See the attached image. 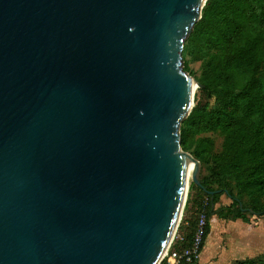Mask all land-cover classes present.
Wrapping results in <instances>:
<instances>
[{"label":"water","instance_id":"1","mask_svg":"<svg viewBox=\"0 0 264 264\" xmlns=\"http://www.w3.org/2000/svg\"><path fill=\"white\" fill-rule=\"evenodd\" d=\"M206 1L0 0V264L162 262Z\"/></svg>","mask_w":264,"mask_h":264},{"label":"trees","instance_id":"2","mask_svg":"<svg viewBox=\"0 0 264 264\" xmlns=\"http://www.w3.org/2000/svg\"><path fill=\"white\" fill-rule=\"evenodd\" d=\"M189 45L208 57V77L199 84L207 98H214V105L210 107L207 101L195 104L180 124V148L187 153L189 137L200 128L224 138L220 172L212 179H200V188L192 183L189 186L190 192L200 195L197 212L206 200L208 223L213 217L247 223L246 213L264 217V0H207L185 41L182 57ZM198 149L192 156L201 161L204 146ZM234 188L238 190L236 196ZM243 195L252 201L250 210L240 203ZM223 196L231 204L215 209ZM195 224L191 218L179 225L181 235L171 251L181 253L189 248ZM209 234L208 224L205 240ZM257 259L236 264H256ZM196 263L193 260L189 264Z\"/></svg>","mask_w":264,"mask_h":264},{"label":"rangeland","instance_id":"3","mask_svg":"<svg viewBox=\"0 0 264 264\" xmlns=\"http://www.w3.org/2000/svg\"><path fill=\"white\" fill-rule=\"evenodd\" d=\"M200 18H201V15H200ZM181 59H182L181 67L183 71L186 72L199 85V87L198 86L195 87V90L193 93L192 108L195 106L196 103H200L201 105H203L206 101L209 103L210 107H212L214 105V98L212 97L207 98V94L201 92L202 87L199 84L200 82H204L208 77V65H207L208 57L203 55V53H201L196 46L189 45L186 51V54L184 55V57L181 56ZM223 142H224V138L220 133L212 131L207 128H200L197 131H194L189 137L187 141V144H188L187 154H189L191 158H193L192 155L194 153L199 152V149H198L199 145L204 146L202 160L201 161L196 160L199 164V170L197 173L198 180L205 178V177L212 179V175L218 174L220 172L222 159L224 157L223 156ZM190 184H191V176L188 178V181H187L186 197H185L183 209L181 211L179 223H178V226L175 231L174 238H173L174 240L177 238L178 235H181V233L178 232L179 225H181L183 221L189 220L191 218H194L196 220L197 215H198V212L196 209L197 208L196 202H198L197 198L200 195L197 192L189 191ZM237 192L238 190L234 188L233 193L235 196L237 195ZM187 202H188V205H187ZM219 202H220V205L224 203L226 205L227 203H229V200H227L226 197L223 196L220 198ZM240 203L243 206H245L246 209H249V210L252 208V205H253L251 199L245 195L240 197ZM245 215L248 216V221L250 223L247 228L238 229L239 233H243V232L247 234L252 233L253 229H255L256 227L258 228L256 223L258 222L260 218L258 219L256 216L248 214V213H246ZM208 224L210 228V235L205 242L206 247H210L214 241L220 240L221 248L227 249L226 243L228 242L229 236L231 238V241H232L231 244L233 248L234 247L235 248L237 247L246 248V247H249L250 244H253V241L250 237H242L240 234H238V231L236 230L232 229V230H229L227 233V229H226V232H224L225 227L222 225V223L215 221V219H211ZM258 245L260 246L258 247L257 250L264 249V236L261 239V243L258 242ZM256 262H257L256 264H264V254L259 256Z\"/></svg>","mask_w":264,"mask_h":264},{"label":"crops","instance_id":"4","mask_svg":"<svg viewBox=\"0 0 264 264\" xmlns=\"http://www.w3.org/2000/svg\"><path fill=\"white\" fill-rule=\"evenodd\" d=\"M227 199V198H226ZM229 200V199H227ZM231 204V201L229 200V203L225 205L217 204L215 206V209L220 207H228ZM258 218V217H257ZM260 218V219H259ZM258 222L255 229H253L252 233H239L238 229H245L249 225V221L247 223L242 222L241 220H219L216 217H213L211 219H215V221H218L219 223H222V225L225 227V231L227 229V233L229 230H236L238 231V234H240L242 237H250L253 241V244H250L249 247L246 248H233L232 241L229 236L228 238V245L226 243L227 249L221 248V242L220 240L214 241L210 247L203 248V250L200 253V256L197 260L196 264H236L237 262L245 261V260H252L256 259L262 254H264V249H258L260 245H258V242L261 243V239L264 236V217H259ZM210 219V220H211ZM248 219V218H247ZM210 235V234H209ZM229 235V234H228Z\"/></svg>","mask_w":264,"mask_h":264},{"label":"built area","instance_id":"5","mask_svg":"<svg viewBox=\"0 0 264 264\" xmlns=\"http://www.w3.org/2000/svg\"><path fill=\"white\" fill-rule=\"evenodd\" d=\"M206 200L203 202L201 209L198 211V215L196 218V224L195 229L191 237L190 245L187 250L184 252H175L171 251V246L174 244V241L179 240V236L174 240H172L164 258L162 261H165L166 264H179L181 261H184L185 263L189 264L193 260H198L201 251L203 250L205 246V242L208 239V237L205 238V229L208 225L207 217H206ZM204 245V246H203ZM203 246L202 250L200 251V248Z\"/></svg>","mask_w":264,"mask_h":264},{"label":"bare ground","instance_id":"6","mask_svg":"<svg viewBox=\"0 0 264 264\" xmlns=\"http://www.w3.org/2000/svg\"><path fill=\"white\" fill-rule=\"evenodd\" d=\"M203 1L205 2L206 0H203ZM196 86L197 85L195 83L191 84V96L192 97H193V93H194V90H195ZM193 160H194L193 158L189 157L188 161H187V164H186L187 179L191 176V173H192L193 169L195 168Z\"/></svg>","mask_w":264,"mask_h":264}]
</instances>
